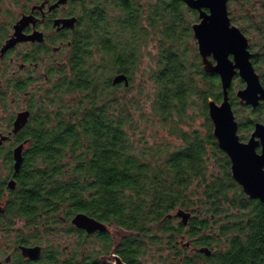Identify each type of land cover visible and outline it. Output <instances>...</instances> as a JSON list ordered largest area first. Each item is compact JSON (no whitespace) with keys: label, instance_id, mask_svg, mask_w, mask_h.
<instances>
[{"label":"trees","instance_id":"trees-1","mask_svg":"<svg viewBox=\"0 0 264 264\" xmlns=\"http://www.w3.org/2000/svg\"><path fill=\"white\" fill-rule=\"evenodd\" d=\"M68 13L71 54L29 132L28 223L83 212L122 227L128 264H264V203L233 178L214 136L217 84L193 35L197 12L182 0H78ZM121 73L129 85L113 82ZM157 120L168 137L137 138Z\"/></svg>","mask_w":264,"mask_h":264},{"label":"flooded vegetation","instance_id":"flooded-vegetation-1","mask_svg":"<svg viewBox=\"0 0 264 264\" xmlns=\"http://www.w3.org/2000/svg\"><path fill=\"white\" fill-rule=\"evenodd\" d=\"M57 1L38 0L13 19H0V264H119L117 257L128 264L119 253L123 239L129 234L124 228L100 221L106 224L105 230L89 231L73 223L76 214L63 223L30 224L19 208L28 190L29 132L38 117L35 114L43 110L46 90L53 89L62 76L61 65L68 63L71 41L66 36L74 32L77 22L76 18L73 26L65 27L63 22L57 23L75 17L61 8L78 0L53 6ZM227 7L230 24L247 40L250 62L263 90L256 91L255 102L254 97L249 101L242 99L239 92L248 87V82L236 68L228 96L240 140L248 142L257 126L264 125V0H228ZM193 10L197 12L196 22L201 21L199 11ZM24 15L33 18L22 34L29 36L38 31L42 33L41 39H22L7 46ZM230 58L233 60V55ZM206 72L215 77L217 84L216 95L210 99L221 104L224 100L221 77L216 72ZM20 117L26 121L17 128ZM255 140L256 151L261 153L262 140L258 136ZM17 152L22 157L18 169Z\"/></svg>","mask_w":264,"mask_h":264},{"label":"water","instance_id":"water-1","mask_svg":"<svg viewBox=\"0 0 264 264\" xmlns=\"http://www.w3.org/2000/svg\"><path fill=\"white\" fill-rule=\"evenodd\" d=\"M67 1L58 0L53 6H58ZM185 2L189 7L199 11L201 21L193 24V30L204 68L206 71L218 73L223 84V102L218 104L213 99L209 100V116L214 125V136L219 147L230 158L233 178L242 186L249 197L259 199L264 203V125L257 126L248 142L241 141L238 135V122L235 119L228 96V89L237 72L236 68L239 69L240 75L248 82V87L239 92L242 99L249 101L250 97H254L255 102L258 99L256 91H263L259 77L250 62L247 40L237 27L230 24L228 0H185ZM205 8H208V11ZM32 18V15H24L20 19L16 25L15 37L9 40L7 46L22 39H41L42 33L38 31L29 36L22 34V29ZM60 21L63 22L64 27L73 26L76 17L63 18L58 20L57 23ZM230 55H233V60ZM113 82H124L129 85V78L125 73H121L114 77ZM25 121L24 117H20L16 127L19 128L21 123ZM256 136L262 140L263 149L261 153L256 151L258 143L255 140ZM16 159L18 169L22 160L19 152L16 153ZM175 215L181 217L183 223L186 224L191 213L181 209ZM73 223L89 231L106 229V224L83 212H79L74 216ZM201 251H206L209 254L206 248H202ZM117 259L119 264H124L119 257Z\"/></svg>","mask_w":264,"mask_h":264},{"label":"rangeland","instance_id":"rangeland-1","mask_svg":"<svg viewBox=\"0 0 264 264\" xmlns=\"http://www.w3.org/2000/svg\"><path fill=\"white\" fill-rule=\"evenodd\" d=\"M18 2H15L14 0H0V10H3L6 13L5 15L0 14V19L3 20L4 17L7 18L8 13H11V14L17 16L20 13V11L24 9L23 7H25L24 4L27 2V0H18ZM68 9H69V5L61 8V11L66 12V11H68ZM148 50H150L151 53L153 55H155L156 54V50H157L156 47H155V44L154 43L150 44L149 47H148ZM144 60H145L144 61L145 62L144 65L145 66L147 64H149V62H150L149 57L145 56ZM148 88H149V85H148ZM145 107L147 109L149 108V105L146 102H145ZM200 125H201V118H198L194 122V126H200ZM142 126H143V129L141 130V132H139L137 134V138L140 139V140L141 139H146V140H149L150 143H153L156 140H159L160 138H164V137H168L169 136L167 134V132H164V131H161V130L157 131L158 130L157 127L159 126V121L158 120L155 121V122L151 121V123L143 122ZM156 128H157V130H156ZM157 133H158V135H157ZM142 135H144V136H142ZM172 139L175 140L174 137H172Z\"/></svg>","mask_w":264,"mask_h":264}]
</instances>
